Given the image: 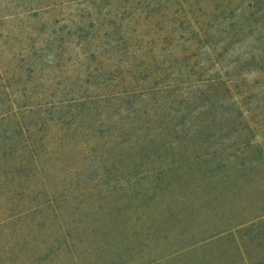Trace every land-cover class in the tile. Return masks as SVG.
<instances>
[{
	"label": "rangeland",
	"instance_id": "1",
	"mask_svg": "<svg viewBox=\"0 0 264 264\" xmlns=\"http://www.w3.org/2000/svg\"><path fill=\"white\" fill-rule=\"evenodd\" d=\"M264 0H0V264H261Z\"/></svg>",
	"mask_w": 264,
	"mask_h": 264
},
{
	"label": "trees",
	"instance_id": "2",
	"mask_svg": "<svg viewBox=\"0 0 264 264\" xmlns=\"http://www.w3.org/2000/svg\"><path fill=\"white\" fill-rule=\"evenodd\" d=\"M261 264H264V261Z\"/></svg>",
	"mask_w": 264,
	"mask_h": 264
}]
</instances>
